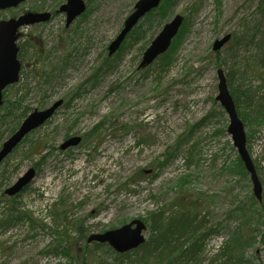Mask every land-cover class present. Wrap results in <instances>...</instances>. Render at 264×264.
<instances>
[{
  "label": "rangeland",
  "instance_id": "obj_1",
  "mask_svg": "<svg viewBox=\"0 0 264 264\" xmlns=\"http://www.w3.org/2000/svg\"><path fill=\"white\" fill-rule=\"evenodd\" d=\"M84 1L86 12L69 27L59 12L67 0H28L0 11V21L27 12L52 14L50 21L20 30L21 61V46L30 47L20 81L4 92L13 113L0 122V149L27 116L64 101L0 165V264H113L111 253L86 248L89 237L140 220L148 239L150 214L172 210L177 199H202L199 210L210 213L209 227L217 232L187 263L208 264L239 226L232 212L253 196L250 177L230 171L239 154L227 133L229 117L216 100L218 70L241 69L227 61L229 45L219 56L213 45L243 23L254 24L255 0H164L162 15L143 18L112 56L109 46L138 0ZM177 15L185 19V31L169 66L163 71L158 59L139 69L146 49ZM246 56L241 49L239 57ZM251 82L261 84L255 77ZM253 117L243 121L247 149L264 187V122ZM74 137L81 143L61 150ZM32 168L30 185L6 196ZM9 215L14 222L2 223ZM255 235L243 256L249 264H264L261 235Z\"/></svg>",
  "mask_w": 264,
  "mask_h": 264
},
{
  "label": "trees",
  "instance_id": "obj_2",
  "mask_svg": "<svg viewBox=\"0 0 264 264\" xmlns=\"http://www.w3.org/2000/svg\"><path fill=\"white\" fill-rule=\"evenodd\" d=\"M165 3H162L149 16L154 13L162 15ZM255 3L257 18L254 19V24L249 26L248 23H243L238 31L231 34V40L228 43L227 61H232V65L238 67L237 70H241L235 71L233 68L232 74H226V78L242 121L248 120V116L254 115L253 122L257 121L260 124L264 122V0H255ZM184 31L185 27L182 28L175 42L179 41ZM175 42L170 51L159 58L160 67L163 71L166 70V67L172 61L171 52ZM24 46L27 51L30 43L28 42ZM25 48L23 45L21 46L20 58L22 61L25 58ZM241 49L247 54L246 57H243L245 59L239 57ZM220 52H217L216 56H219ZM240 64L241 67H239ZM221 66L222 64H219V67ZM251 77L258 78L261 84L254 86L251 82ZM235 78L236 85L234 83ZM6 108V103H4L0 110ZM6 111L3 114L5 117L0 116V122L13 113L8 108ZM26 114L27 112L25 111L23 117ZM251 120L250 118L249 121ZM45 151L44 149L39 154L43 155ZM166 156L170 158L172 155L167 152ZM44 157L42 156L41 162ZM190 159L192 158L190 157ZM41 162L37 163L36 168ZM256 170L258 172L257 166ZM230 171L249 176L239 156L234 168ZM143 173L144 171H140L135 176H142ZM131 181L134 182L136 179H131ZM187 183L188 179H184L181 183L180 190L182 192H184ZM251 200L252 202L249 204L239 206L235 212H232L239 219V226L233 232L230 240L224 244L223 249L217 255H213L208 259V264H249L250 262L245 260L243 255L245 249L253 247L257 242L256 232L261 235V243L264 245V187L262 200H257L254 194ZM201 204L203 205L202 199L190 201V203H183L182 200L177 199L171 203L172 210L162 208L158 212L151 213L148 219L150 236L137 250L119 254L109 245L96 242L92 243L93 246L87 244L86 248L88 250L92 248L93 250H103L107 254L111 253L114 260L113 264H187L189 261L199 257L197 254L217 232L216 229L209 227L208 217L210 213L206 212V209L199 210ZM14 205L15 203L12 206ZM258 206L259 208H257ZM12 222H14L13 215L7 216L2 221L5 224ZM78 226L79 224L77 223L75 229L80 232ZM132 255L137 258L132 260Z\"/></svg>",
  "mask_w": 264,
  "mask_h": 264
},
{
  "label": "water",
  "instance_id": "obj_3",
  "mask_svg": "<svg viewBox=\"0 0 264 264\" xmlns=\"http://www.w3.org/2000/svg\"><path fill=\"white\" fill-rule=\"evenodd\" d=\"M28 0H0V11L17 8ZM163 0H138L134 6L132 14L126 19L124 28L118 37L109 46V56L114 55L125 41L127 35L135 26L151 11L157 9ZM87 6L84 0H67L59 12L66 13L67 27H69L78 17L84 14ZM51 13H33L28 12L18 18H12L6 21H0V107L3 104V92L9 86L15 85L20 80L21 62L18 59L19 48L17 46L18 32L21 28L50 21ZM184 18L177 15L170 23L166 24L163 30L152 41L151 45L145 51L140 69H146L152 65L160 56L164 55L170 49L173 40L178 35ZM231 40V34L215 41L213 51L218 52L225 47ZM218 91L216 100L221 104L229 117V126L227 133L231 136L233 146L237 150L246 171L248 172L252 185L254 196L261 201L263 195V186L259 179L255 164L247 149V135L244 123L239 117L236 104L230 93L225 72L218 70ZM63 101L55 102L51 107L43 111L35 110L22 123L19 130L11 136L0 150V164L13 152V150L29 135L32 131L43 126L50 120ZM81 142L80 137H74L62 145V150L78 146ZM36 177V171L32 168L23 177H21L13 187L6 191L8 196H15L22 192ZM146 225L135 220L120 229L106 232L101 235H92L88 242H97L109 244L117 253L124 254L138 249L145 243L143 232Z\"/></svg>",
  "mask_w": 264,
  "mask_h": 264
}]
</instances>
